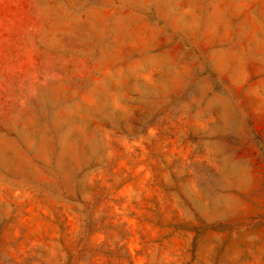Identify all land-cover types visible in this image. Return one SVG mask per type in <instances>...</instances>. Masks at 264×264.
I'll return each instance as SVG.
<instances>
[{
    "label": "rangeland",
    "instance_id": "1",
    "mask_svg": "<svg viewBox=\"0 0 264 264\" xmlns=\"http://www.w3.org/2000/svg\"><path fill=\"white\" fill-rule=\"evenodd\" d=\"M0 264H264V0H0Z\"/></svg>",
    "mask_w": 264,
    "mask_h": 264
}]
</instances>
